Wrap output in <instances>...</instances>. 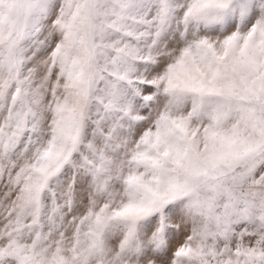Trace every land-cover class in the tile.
<instances>
[{
	"label": "snow or ice",
	"instance_id": "6c2138e0",
	"mask_svg": "<svg viewBox=\"0 0 264 264\" xmlns=\"http://www.w3.org/2000/svg\"><path fill=\"white\" fill-rule=\"evenodd\" d=\"M0 264H264V0H0Z\"/></svg>",
	"mask_w": 264,
	"mask_h": 264
}]
</instances>
